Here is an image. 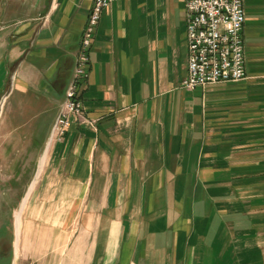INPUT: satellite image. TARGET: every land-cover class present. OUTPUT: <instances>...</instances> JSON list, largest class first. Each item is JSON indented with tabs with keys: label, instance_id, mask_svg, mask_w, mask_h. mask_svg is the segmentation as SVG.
<instances>
[{
	"label": "crops",
	"instance_id": "1",
	"mask_svg": "<svg viewBox=\"0 0 264 264\" xmlns=\"http://www.w3.org/2000/svg\"><path fill=\"white\" fill-rule=\"evenodd\" d=\"M93 2L0 0L1 99H15L18 131L49 144L43 168L52 149L47 178L65 182L52 194L95 213L88 255L40 264H264V91L183 87L184 0H111L85 120L50 138ZM243 4L245 80L264 84V0Z\"/></svg>",
	"mask_w": 264,
	"mask_h": 264
},
{
	"label": "rangeland",
	"instance_id": "2",
	"mask_svg": "<svg viewBox=\"0 0 264 264\" xmlns=\"http://www.w3.org/2000/svg\"><path fill=\"white\" fill-rule=\"evenodd\" d=\"M253 77L238 82L208 85L205 88L220 94L264 91V84L254 83ZM1 98L0 93V264H40L38 255H88L92 237L91 229L87 226L94 223L95 213L82 208L83 198L80 196L52 194L56 191L54 188L62 190L61 185L65 183L47 178L48 172L52 170V149L21 212L20 234L15 253L14 211L19 208L28 185L35 176L44 145L42 146V141L35 144L34 133L31 131H18L16 117L12 114L15 99L5 102ZM55 103L59 105L57 101ZM87 122L96 127V121ZM252 158L251 156L250 159ZM45 202L46 205L43 204ZM36 230L37 242L42 239L48 241L47 252L30 241L35 240L33 234ZM56 244L59 245V252L55 251Z\"/></svg>",
	"mask_w": 264,
	"mask_h": 264
},
{
	"label": "built area",
	"instance_id": "3",
	"mask_svg": "<svg viewBox=\"0 0 264 264\" xmlns=\"http://www.w3.org/2000/svg\"><path fill=\"white\" fill-rule=\"evenodd\" d=\"M111 0H94L75 57L71 79L52 125L54 140L68 130L70 117L85 120L81 90L90 70L89 50L99 20ZM187 75L183 87L194 90L246 78L243 28L246 20L243 0H184Z\"/></svg>",
	"mask_w": 264,
	"mask_h": 264
},
{
	"label": "bare ground",
	"instance_id": "4",
	"mask_svg": "<svg viewBox=\"0 0 264 264\" xmlns=\"http://www.w3.org/2000/svg\"><path fill=\"white\" fill-rule=\"evenodd\" d=\"M58 111H59V109H58ZM57 116H58V114H57ZM52 137H54V133H51L50 134V138H52ZM48 146H49V144L46 143V145L44 147V151H43V153H42V155H41V157L39 159L35 176H34L33 180L31 181V183L28 185V189H27L24 197L22 198V201H21V204H20L19 208L14 211V218H15V226H14L15 227V236H14V243L13 244H14L15 253L17 252V240H18L19 234H20V224H21L20 223V216H21V212L23 211L24 205H25V203H26V201H27L30 193L32 192V189L34 188V186H35V184H36V182L38 180L39 174H40L41 169H42V167L44 165L45 154H46V151L48 149Z\"/></svg>",
	"mask_w": 264,
	"mask_h": 264
}]
</instances>
